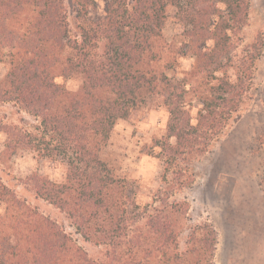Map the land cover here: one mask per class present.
<instances>
[{
    "label": "trees",
    "instance_id": "obj_1",
    "mask_svg": "<svg viewBox=\"0 0 264 264\" xmlns=\"http://www.w3.org/2000/svg\"><path fill=\"white\" fill-rule=\"evenodd\" d=\"M92 3L74 0L80 11ZM170 6L179 9L186 26L182 52L194 57L192 73L216 80L201 94L196 122L184 91L156 66ZM249 9L250 0H109L104 19L72 35L66 0H0V60L9 56L0 101H15L35 119L32 130L0 120L7 135L2 154L32 149L63 157L69 164L65 182L34 173L27 184L64 212L77 233L102 247L90 255L57 221L0 180V200L6 203L0 264H215L218 233L208 221L190 225L186 247L180 248L188 204L171 200L167 188L183 187L192 178L161 190L157 205L141 204L126 195L125 180L102 150L118 120L158 95L170 120L167 140L154 148L165 158V173L171 167L186 172L182 161L206 151L200 138L219 132L226 113L221 109L237 104L262 54L254 43L237 63L238 33ZM70 80L77 86H69Z\"/></svg>",
    "mask_w": 264,
    "mask_h": 264
},
{
    "label": "rangeland",
    "instance_id": "obj_2",
    "mask_svg": "<svg viewBox=\"0 0 264 264\" xmlns=\"http://www.w3.org/2000/svg\"><path fill=\"white\" fill-rule=\"evenodd\" d=\"M108 2L93 0L87 11H80L74 0H66L72 35L81 27L104 19ZM178 13L177 7H168L163 39L156 47L162 53L156 66L184 91L185 107L196 122L203 106L201 94L216 80L192 73L194 57L182 52L186 26ZM238 38L237 63L250 55L254 43L261 47L262 54L254 62L252 78L246 81L237 104L221 109L226 113L218 124L219 132L207 139L200 138V142L208 145L206 151L187 155L182 161L186 172L179 174L171 167L165 173V158L158 147L154 148L159 141L167 140L170 120L169 110L158 95H151L129 118L117 121L102 156L114 173L125 180L126 195L141 204H154L161 190L173 182L192 178L183 187L167 188L171 200L188 204L186 226L180 235L181 249L186 247L190 225L208 221L218 233L215 264H264V0H250L249 17ZM8 67L9 56H5L0 60V80ZM229 73L236 78L233 69ZM67 84L76 87L78 81L70 80ZM0 120L31 130L35 123L34 117L15 101H0ZM6 139V133L0 130V180L33 209L57 221L90 255L97 256L102 247L77 233L64 212L38 198L27 184L34 173L57 183L65 182L68 162L61 156L43 155L32 149H20L13 156H5L2 152ZM170 141L174 143L175 138ZM129 209L133 207L130 205ZM5 212L6 203L0 200V216Z\"/></svg>",
    "mask_w": 264,
    "mask_h": 264
}]
</instances>
